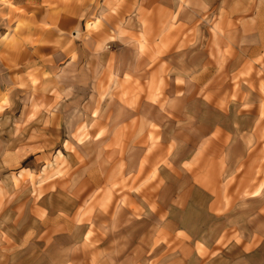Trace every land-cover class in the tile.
<instances>
[{"label":"rangeland","instance_id":"rangeland-1","mask_svg":"<svg viewBox=\"0 0 264 264\" xmlns=\"http://www.w3.org/2000/svg\"><path fill=\"white\" fill-rule=\"evenodd\" d=\"M261 97L264 0H0V264H264ZM196 98L209 126L219 107L225 128L258 132L236 171L222 166L215 215L177 189ZM139 147L137 183L111 163L128 151L133 172Z\"/></svg>","mask_w":264,"mask_h":264},{"label":"crops","instance_id":"crops-1","mask_svg":"<svg viewBox=\"0 0 264 264\" xmlns=\"http://www.w3.org/2000/svg\"><path fill=\"white\" fill-rule=\"evenodd\" d=\"M51 15V14H48ZM192 58L193 59H197L196 63H195V70L197 72H201L202 68H203V53L199 52V51H194V53H192ZM204 76V74L202 75ZM183 100V99H180ZM202 102V109L199 108L198 111H194L192 112L191 108L188 107L186 110L187 114L184 117L185 120L188 121V123L190 124H195V128L193 129L195 132L191 131L194 136H196V138H198L197 143L195 144L196 147L195 149L191 152L190 156H187V158L185 159L184 162L188 163V166L186 167V165H184V163L182 162L181 165H178V161H177V166L178 170L182 173L183 176H180V181L181 184L180 186H177V189H181L180 191V196H184V186H188L190 187L193 192L199 196H203L205 198H208L207 201L205 202V204L207 205V211H209L210 213H212L213 215L216 214V212L218 211L217 207L214 205V201H215V191L217 189V187L219 186V178H220V172L222 170V166L225 165V167L227 166V168H234V170L236 171L241 162H242V157L245 153H247L246 151H251L254 147V144H256V142L253 144L252 143V138H254V140H256L257 137V127L255 125V127L253 126H249L248 127V131L247 130H237V128L234 127H240L238 124L233 123V128H225L223 123H221V119H223V117L227 114H229L227 112V114L224 115V112L222 111V109H220L219 107H215V110L218 112V114H216V116H220L219 119H217L215 121V123H212L211 126L208 125L207 122H205L206 120V115H207V103L203 100H200L198 98L195 99V101H193L192 106L194 107L197 104H201ZM264 101V99L261 97V99H256V103ZM191 102V101H190ZM248 102H250L248 100ZM253 102V101H252ZM179 104V103H172L173 106V117L175 119H177L176 115L178 113H176L175 111V105ZM241 106H243V104H241ZM259 105L256 106L254 108V115L260 116L259 114ZM168 108L171 110V104L168 105ZM89 109V110H88ZM123 109H126V107L123 106H119V111L121 112ZM80 110H82L83 113L90 115L94 112L93 109H91L90 107H80L77 109V112H79ZM111 110V108H109L108 110L106 109H102L101 112L103 113H109V111ZM128 110V109H127ZM203 110V112H202ZM129 112H133V109L128 110ZM135 111V110H134ZM230 111V110H229ZM232 111V109H231ZM141 112V107H139V109L137 110V114H136V118H138V115ZM231 113V112H230ZM141 118L138 119V121ZM144 118L141 120L140 124L143 123ZM124 123L122 121H120V127H116L114 130V135L116 133L120 134L121 130H122V125ZM108 124H104L103 122H99L98 127H105ZM120 131V132H119ZM114 135L110 136L108 139H105L103 144L106 147L105 153L109 154L110 153V148L108 147V145H112L114 144L113 142V137ZM139 137V136H138ZM140 138L137 140L139 142ZM229 140V143L226 144V141ZM124 142V140L122 139V143ZM249 145L246 146L244 145V143ZM248 142V143H247ZM89 144H91L92 142H88ZM87 143V144H88ZM128 144V143H126ZM86 144H81V145H77L79 148L82 149V152L86 158H88L86 156V150L87 149H83V147ZM216 149V150H215ZM127 150V147H126ZM137 155L134 157V171H132V163L131 166H127V163H130L129 161L131 160L129 152L127 151V154H125V156H121L122 159H116V160H112V165L113 164H117L120 162H123L122 164L125 165V172L123 173H127L129 175H131V173H133L134 175H139L140 178L138 180L137 183H140V181L142 179H144V175H146L147 172V167L144 165V155H145V148H137ZM213 153L216 156H213V160L210 159V155ZM244 153V154H243ZM78 157H80V155L73 157L76 161V165H78L79 163H77ZM229 164V165H227ZM111 166L110 168H108V172L111 170ZM161 168V167H160ZM227 168H225V170H227ZM89 169V168H87ZM123 170L122 165L120 166V168L116 171H120ZM185 177L186 180H185ZM131 184V181H130ZM153 186L155 185V183L152 184ZM157 188V187H155ZM141 191H143L140 188ZM136 197H138L136 195ZM142 198V197H141ZM179 201V200H178ZM188 202H192L191 199L187 200ZM186 201V203H187ZM178 202H175V205ZM159 205V209H160V204L158 202ZM214 207L213 210H211V208ZM178 231H183L184 233H187L190 236L195 235L194 232H190L186 230V227L184 226H180L177 229ZM129 233V231H128ZM117 233H112L109 235V238L112 237V239H114V236ZM85 239H87L89 236L87 233H85ZM217 241L210 246V249L212 251H216V252H220L222 249L219 248L217 245ZM113 250L115 251L116 249L113 248ZM198 256V255H197ZM217 256V253L215 254V256H212L209 261L212 262ZM199 257V256H198Z\"/></svg>","mask_w":264,"mask_h":264}]
</instances>
